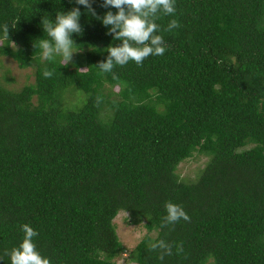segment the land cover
<instances>
[{
  "label": "trees",
  "instance_id": "trees-1",
  "mask_svg": "<svg viewBox=\"0 0 264 264\" xmlns=\"http://www.w3.org/2000/svg\"><path fill=\"white\" fill-rule=\"evenodd\" d=\"M90 2L95 16L75 0H0V55L35 75L0 86V264L24 224L50 264H118L121 211L145 228L128 264H264V0H175L155 20L165 53L110 73L98 65L122 42L99 18L117 9ZM73 8L71 61L42 59L44 22ZM75 90L80 106H63ZM194 152L208 159L182 179ZM167 202L190 222L162 227Z\"/></svg>",
  "mask_w": 264,
  "mask_h": 264
},
{
  "label": "clouds",
  "instance_id": "clouds-1",
  "mask_svg": "<svg viewBox=\"0 0 264 264\" xmlns=\"http://www.w3.org/2000/svg\"><path fill=\"white\" fill-rule=\"evenodd\" d=\"M75 3L85 6L89 14L96 15L90 0H75ZM110 6L117 9V12L114 14L108 11L99 19L108 27L109 34H113L114 39L122 43L108 48L107 60L100 62L98 69L110 73L115 66H124L129 61L142 66L143 61L150 55L159 56L165 53L163 37L155 34L159 31V25L155 20L159 18L160 13L175 15V0H103L102 7ZM80 16V9L73 8L68 12L57 13L55 24L44 22L43 29L50 39H39L38 44L34 45L41 49L42 59L52 61L56 56H61L65 66L71 61L74 53V41L71 37L74 33H82ZM178 27V21L173 19L165 30L171 31ZM4 31L8 33L7 26L4 27ZM51 75L52 72L45 68L43 76L49 78ZM165 211L162 227L174 225L181 219L190 222V216L180 205L167 202ZM22 231L24 232L22 243L6 253L10 257L11 264H50L49 259L43 257L33 243V237L38 233L28 224L22 225ZM150 250H159L160 259L172 254L171 245L164 240L151 243Z\"/></svg>",
  "mask_w": 264,
  "mask_h": 264
},
{
  "label": "rangeland",
  "instance_id": "rangeland-1",
  "mask_svg": "<svg viewBox=\"0 0 264 264\" xmlns=\"http://www.w3.org/2000/svg\"><path fill=\"white\" fill-rule=\"evenodd\" d=\"M34 67L19 68L17 63L8 56L0 55V86L12 91L20 90L24 85L34 82ZM68 89H73L69 87ZM74 90V89H73ZM117 90V87H115ZM70 93L65 91L63 95V106L70 107L72 109H77L80 106V101H78V95L82 93L79 90ZM78 92V93H77ZM84 94V93H82ZM81 100V98L79 99ZM208 157L194 152V154L181 161L176 172L182 179L188 180L196 177L198 171L204 166ZM127 213L119 212L114 218V224L117 234L120 237L121 242L126 247L127 251L120 255L116 262L118 264H128L127 253L134 247V245L140 240V238L145 233V228L143 226L144 221L138 224H130L127 222ZM154 235V233L152 234ZM135 264V263H130Z\"/></svg>",
  "mask_w": 264,
  "mask_h": 264
}]
</instances>
